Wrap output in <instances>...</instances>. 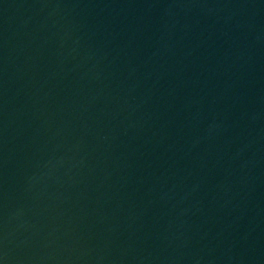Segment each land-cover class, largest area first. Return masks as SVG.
Listing matches in <instances>:
<instances>
[{
    "label": "water",
    "instance_id": "95a60500",
    "mask_svg": "<svg viewBox=\"0 0 264 264\" xmlns=\"http://www.w3.org/2000/svg\"><path fill=\"white\" fill-rule=\"evenodd\" d=\"M0 264H264V0H0Z\"/></svg>",
    "mask_w": 264,
    "mask_h": 264
}]
</instances>
